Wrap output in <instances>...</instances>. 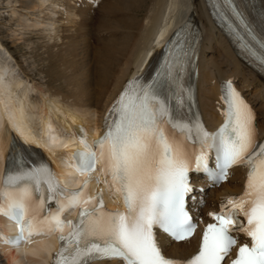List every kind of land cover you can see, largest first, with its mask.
Listing matches in <instances>:
<instances>
[{"label": "snow or ice", "instance_id": "obj_1", "mask_svg": "<svg viewBox=\"0 0 264 264\" xmlns=\"http://www.w3.org/2000/svg\"><path fill=\"white\" fill-rule=\"evenodd\" d=\"M227 3L234 7L232 0ZM167 47L162 70L150 83L129 81L112 105L114 116L106 120L95 147L82 133L84 149L75 154L82 175L91 174L98 161H104L101 173L109 179L103 182L113 195L123 196L127 210L106 211L102 191L96 197L88 195L90 175L81 189L70 191L45 165L6 171L0 214L19 226V234L6 238L7 242L19 245L31 242L33 236L56 233L62 244L53 264H91L93 259H121L124 264H223L238 245L233 233L239 232L250 243L239 244L231 264H264V142H257L255 115L229 81L226 120L218 131L210 133L199 120L177 117L173 105L182 106L187 97L181 76L188 42L182 30ZM259 58L264 61V54ZM188 144L199 147L189 155ZM212 150L215 168L208 162ZM235 165L249 169L244 193L229 197L219 212H209L216 222L206 225L195 256L187 260L166 256L154 228L177 241L189 239L196 231L185 209V197L192 192L189 171L209 173L218 182ZM36 193L39 209L46 200H54L56 211L42 215ZM71 207L80 208L75 222L62 219Z\"/></svg>", "mask_w": 264, "mask_h": 264}, {"label": "bare ground", "instance_id": "obj_2", "mask_svg": "<svg viewBox=\"0 0 264 264\" xmlns=\"http://www.w3.org/2000/svg\"><path fill=\"white\" fill-rule=\"evenodd\" d=\"M37 2L30 0L24 7L34 9V15L43 13L42 22L54 21L58 15L64 19L68 14L79 19L69 29L51 22L58 34L51 33L44 45L39 44L46 50L35 58L48 61L44 71L47 87L39 96H34L37 88L32 76L16 74L10 60L14 53L0 39V180L6 158L14 163L12 167L23 170L22 161L17 163L22 159L27 166H47L66 187H78L85 176L77 175L72 166L74 152L83 146L78 137L86 133L94 145L109 109L128 82L140 74L156 76L167 42L177 29L186 28L188 21L199 22L202 30L195 82L200 120L211 129L224 120L222 84L232 78L253 110L258 141H264V77L238 56L232 39L212 20L206 0H48L50 6ZM251 7L257 14L264 13ZM48 41L53 42L46 44ZM81 52L88 57H81ZM173 106L177 117L195 120L189 101L187 109ZM248 171L246 165L235 166L226 183L207 189L198 214L205 216L229 197L243 193ZM96 185L94 180L90 193L98 190ZM105 198L111 204L110 195L106 193ZM67 213L66 218H76V211ZM18 229L16 222L0 215V264H46L57 238L33 236L31 242L8 244V234L16 235ZM158 240L168 255L189 257L198 250L201 237L198 234L177 243L158 233ZM92 264L121 263L112 259Z\"/></svg>", "mask_w": 264, "mask_h": 264}, {"label": "rangeland", "instance_id": "obj_3", "mask_svg": "<svg viewBox=\"0 0 264 264\" xmlns=\"http://www.w3.org/2000/svg\"><path fill=\"white\" fill-rule=\"evenodd\" d=\"M28 1L30 0H0V39L4 43L6 42L10 50L14 53L13 57L10 56V60L12 65L14 66V69L16 70V74H18V76H25V73H27L32 76L37 88L34 96H39V91L42 88L47 87L46 81L48 78L46 76V72H44L47 70L48 61L45 59V57H43V61L45 62H43L38 57L35 58V55L37 53L46 50L44 46L40 45H44L46 36H49L51 33L58 34V29L52 23H55L58 27L65 26V29H69L71 26H74V20H78L79 17L73 14H68L62 16L64 19H61V17L58 15L56 17L58 19L55 18L56 20L54 21H50L48 19V22H42V15H44L43 13L40 14L41 16L34 15V9H28L24 7V4ZM35 1L43 2L44 6H47V4H49V2H47L48 0ZM38 8H40L39 5L35 7L36 14ZM48 10L49 13L55 17V15L53 14L54 12L51 11L52 9L50 8ZM48 10H46L44 13H47ZM51 18L53 19V17ZM59 19L64 20L65 22L62 21L63 24L62 22L58 23L57 21ZM51 42L53 41H48L46 44H49ZM38 47L41 49V51H38ZM80 56L88 57V53L85 55L83 52H81ZM80 62L84 64V61L82 59L80 60Z\"/></svg>", "mask_w": 264, "mask_h": 264}]
</instances>
